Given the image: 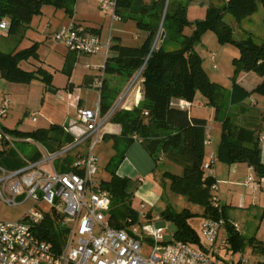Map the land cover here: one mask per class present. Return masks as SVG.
Wrapping results in <instances>:
<instances>
[{
  "label": "trees",
  "instance_id": "trees-1",
  "mask_svg": "<svg viewBox=\"0 0 264 264\" xmlns=\"http://www.w3.org/2000/svg\"><path fill=\"white\" fill-rule=\"evenodd\" d=\"M76 1L0 0V21L8 22L7 36H10L20 27L29 25L33 17L41 13L44 5L61 9L72 18ZM259 6L264 10V0H227L221 6L211 4L205 19L190 23L186 17L187 5L181 0H116V14L120 21H133L142 36L135 46L122 44L120 37H111L104 74L127 81L141 71L139 89L142 100L129 110L116 109L109 120V123L121 127L120 138L112 137L115 140V155L107 165L110 178L101 183L111 195L108 220L112 227L122 228L128 220L138 219V213L130 205L132 183L116 174L125 150L137 140L154 161L155 169L162 161L181 169L179 175L168 171L163 173L162 177L169 180L170 191L200 206L203 209L202 219L223 218L225 227L229 230L228 243L232 244L234 250L241 248L242 236L233 230L226 219L224 207L220 205L217 209L213 206V197L217 196L211 190L216 183L214 178H204L202 165L207 122L190 115L188 110L179 106V102L191 103L200 96L206 106L214 109L215 118L218 119V115L225 112L229 104L243 103L252 95L264 97V37L259 42H255L251 36L236 40L232 26L224 21V15L229 14L236 22H240L254 14ZM161 20V30L165 33L162 41L159 39L162 31L158 30ZM186 28H191L188 35L184 34ZM85 30L97 34L96 30ZM207 30L216 33L219 44H230L238 49L239 57L232 61L236 71L253 73L262 78L253 89L246 90L237 80H233L229 91L208 78L202 59L195 52V45ZM173 43L177 47H172ZM28 54V50L10 53L0 51V76L16 83H29L32 79L49 81L50 76L43 74L44 77L41 78L39 70L29 72L21 69L20 63ZM72 68L69 55L62 71L70 77ZM117 94L116 90L108 89L106 80H103L100 93L102 116L110 112ZM135 94L139 98V92L135 91ZM0 130L13 140L32 141L48 152L74 143V137L60 125L29 132L3 128ZM262 130L261 126L255 129L242 127L231 116H225L216 148V161L226 165L245 163L258 177L264 176L260 148ZM105 138L103 136V140ZM0 144V166L8 170L21 167L24 161L20 152L6 140H2ZM40 156L37 151L28 159L35 161ZM73 161L74 157L69 155L63 160L65 164ZM56 167L60 172L67 171V168L59 164ZM146 216L150 219L151 212ZM61 218L60 214L48 212L38 227L40 237L51 243L56 250L61 249L66 236V229L60 224ZM173 241L201 245L200 238L187 226L176 232ZM251 245L264 254V242L252 239Z\"/></svg>",
  "mask_w": 264,
  "mask_h": 264
},
{
  "label": "built area",
  "instance_id": "built-area-1",
  "mask_svg": "<svg viewBox=\"0 0 264 264\" xmlns=\"http://www.w3.org/2000/svg\"><path fill=\"white\" fill-rule=\"evenodd\" d=\"M100 7L110 14L112 22L120 21L116 14V0H103ZM8 27L6 20L0 21V35L7 36ZM54 39L64 45L69 53L103 56V65L96 68L102 74L95 81L99 90L98 100L93 108H79L71 102L82 129L74 143L53 152L35 143L41 155L39 159L31 161L23 158V165L14 170L0 166V202L8 207L25 205L30 201L33 203L22 219L0 221V264H262L259 261L251 262L243 254L239 259L232 256L228 261H223L191 244L167 241L164 229L157 225L159 218L151 216L148 219L143 211L138 213L137 221L128 220L122 228L111 226L108 220L111 195L97 179L98 159L93 153L95 147L103 142V128L117 108L114 107L105 116L101 115L100 93L111 37L102 40L99 35L83 27L71 25L60 28ZM213 68L216 69V66L213 65ZM140 73H137L138 78ZM6 105L3 102L0 106V116H5ZM179 106L188 104L180 101ZM31 116L35 120L36 114ZM2 140L13 143V139L0 130V142ZM88 141L91 145L84 153L75 154L70 164L63 162L66 156ZM210 141L207 128L205 145ZM25 142L32 143L29 140ZM215 161L214 156L203 163L204 178L213 177ZM56 163L67 168V171H58ZM244 185L251 188L255 181L249 177ZM211 190L214 193L218 191L216 183ZM212 201L213 206L219 209L217 196ZM51 211L62 216L60 224L66 229L59 250L38 233L39 225ZM229 223L236 233L241 234L237 223ZM225 225L223 218L203 219L201 235L214 255L218 254L220 247L227 245L225 239L218 242ZM145 248L149 249L147 256L143 254Z\"/></svg>",
  "mask_w": 264,
  "mask_h": 264
},
{
  "label": "rangeland",
  "instance_id": "rangeland-1",
  "mask_svg": "<svg viewBox=\"0 0 264 264\" xmlns=\"http://www.w3.org/2000/svg\"><path fill=\"white\" fill-rule=\"evenodd\" d=\"M83 1L84 0H77L75 3V7H78L76 17L78 20L86 18L85 15L87 13L81 10L79 11V7L83 6ZM97 1H99V3L101 2L100 0ZM94 8L95 12L99 9L96 2H94ZM256 17H258L257 14L254 15V19H256ZM230 20L235 21L231 15L225 14L224 21L229 23ZM188 21L190 23L195 22L191 20ZM92 22L102 25V33L104 36L114 34L116 30L120 29L124 32L121 35L124 38V45L137 44L136 40L133 39V35L136 33V27L131 23L114 22L111 24L109 16L105 15L103 12L102 14L97 12ZM162 22L161 20L159 23V32L162 31ZM258 23V20H256L255 24L253 23L254 26L253 24L249 25L245 22L234 23L232 25L234 39L241 40L247 38L248 33H246V31L249 30L255 34V42H259L257 37L258 34H256L255 31L261 30L262 26L258 25ZM70 24L71 20L63 10L51 5H44L41 8V13L34 16L29 25L20 27L13 35H0L1 52L29 51L28 57L20 63L21 69L29 72L39 70V72L42 73L40 75L41 78H43L44 75L50 76L49 81L32 79L29 83L9 82L0 76V106L3 102L7 103L5 116H0V128L9 131L19 130L21 132H29L37 128H49L53 124H60L63 119H76V111L70 104L78 98V95L70 93L68 88L70 85L69 82L73 81L62 71L64 62L69 55H73L71 60L73 61L72 70L75 76V86L84 90L82 99L88 104L91 103L92 108L95 106L98 100L99 90L95 91L89 86L90 82L88 81V76L92 74L93 76H98L96 77L97 80L101 78V71H96L95 69L103 65L104 58L102 55L85 56L81 54H71L64 45L58 43L54 39L55 33L60 28L69 27ZM190 32L191 28H186L184 34L188 35ZM174 46L177 47V45L173 43L172 47ZM195 52L201 57L202 66L208 78L225 89L230 91L232 81L239 80L243 76L244 72L236 71L232 63L233 59L239 57L238 49L230 44H219L217 35L214 31L207 30L201 34L199 42L195 45ZM233 53L235 55H231ZM212 54H216L215 61L210 59ZM218 55L219 57H217ZM228 55H231V57L229 58ZM74 57H76V59H74ZM86 65H89L90 68H85ZM213 65L217 67L215 70L212 69ZM108 77V74L103 76V79L107 82V86ZM83 81L84 83H80ZM117 86H121V93L119 97H117L113 108L117 107L116 109H121L123 103L126 102L133 90L139 89V78L137 74H135L130 80L126 81V79H123L121 84L118 83ZM48 89L56 91V94L50 93ZM199 100H203V98L200 96L196 97L193 101L194 103L191 102V104L188 105V110L192 111V116L205 118L207 124H209L208 113L212 107L204 106L197 108V102ZM31 114H36L35 120H33ZM109 125V123L106 124L103 131H107ZM106 142L107 143L101 142L98 144L93 151L94 155L98 158L97 179L100 182L109 180L110 174L107 169V164H109L115 152L112 142L108 143V140ZM11 145L27 158L38 151L34 142L28 143L13 140ZM90 145V141L81 144L76 150L69 154V157H74L78 152L84 153ZM0 148H2L1 144ZM166 171L173 174H181V169L172 163H158L156 171L154 175H152V180L156 185V193L160 198L158 205L150 211L143 204H140L138 200L135 199L134 195H132L130 196V205L132 209L137 213L143 211L147 215L151 212L152 216H157L159 218L157 225L164 229V235L167 241H173L176 232L187 226L193 230L203 243L200 234L203 209L198 205L190 203L184 196L170 191L169 180L162 177L163 173ZM215 194L218 196V192ZM32 204L33 203L30 201L25 205L8 207L0 202V221L14 222L22 219L24 214L31 208ZM228 215L230 218H234V220H236L235 222L240 226L243 244L240 249L233 252L234 255L232 253L229 254L230 256H225V254L222 255L227 258L235 256L236 259H239L241 254H243V256L251 262L259 261L264 264V254L258 252L251 245L252 239L264 242V206L261 207L258 203L244 210L229 207ZM148 253L149 249L145 248L143 254L147 256Z\"/></svg>",
  "mask_w": 264,
  "mask_h": 264
},
{
  "label": "crops",
  "instance_id": "crops-1",
  "mask_svg": "<svg viewBox=\"0 0 264 264\" xmlns=\"http://www.w3.org/2000/svg\"><path fill=\"white\" fill-rule=\"evenodd\" d=\"M100 1L102 2L103 0ZM181 1L187 5V12H186L187 19L191 21H196V20L205 19L207 14V9L211 4H218L219 6H221L225 4L227 0H181ZM94 2L97 3V7L99 8L98 10H96V12L94 8ZM101 2L99 3V1L97 0H84L82 2L83 6L79 7V11L81 10L87 13L85 15L86 18H84L83 20L76 19L78 13V7H75L76 5L75 4L73 16L72 18H70L71 20L70 26L75 25L87 29L96 30V33L100 36L102 40H105L107 36L120 37L121 43L124 44V38L121 36L124 33L122 30L118 29L115 31V33L117 34L114 33L104 36L102 33V25L96 22H92L93 17L96 15L97 12L98 13L100 12L101 14L103 12L105 15H108L111 20L110 14L104 12L99 6L101 5ZM255 14H257L258 16L256 17V19H254ZM256 20H258L259 22L258 25L262 26L261 30L255 31V33L258 34L257 36L258 39L260 40L261 37H264V10H262V8L258 7V10L254 14L244 18L243 20L240 21V23L245 22L251 25L253 23L255 24ZM113 23L114 22L111 21V24ZM118 23H125V24L131 23L133 24V26L136 27L133 21H127V22L118 21ZM234 23H236V21H231V20L229 21V24L231 26ZM246 33H248V36H251L253 38L255 37V34H253L252 31L248 30L246 31ZM141 36L142 35L138 33V30L136 29V33L135 35H133V39L136 40V42L138 43L141 39ZM233 51L236 52L235 50ZM231 55H235V54L233 53ZM231 55H228L229 58L231 57ZM72 57L73 55H71V58ZM217 57H219V55ZM215 58H216V54H212L210 57L212 61H215ZM74 59H76V57H74ZM85 68H90V66L86 65ZM212 69H214L213 66ZM96 77L98 76H93L92 74H90L88 76V81L90 82L89 86L92 87V89H94L95 91H98L95 85V81L97 80ZM74 78H75L74 71L71 70L70 80L73 82H69L70 85L68 88L70 93H74L75 95H78L77 96L78 98L72 101V104L75 103L79 108H92L91 103L88 104L82 99L84 90L82 88H77L75 86L76 84L74 82ZM261 79H262L261 77L253 73H243V76L241 77V79L237 80V82H239L246 90H251L261 81ZM122 80L123 78L118 76L108 77V89H111L112 91L116 90L118 92L117 97H119L121 93V88H120L121 86L119 87L117 86V84L118 83L121 84ZM80 83H84V81ZM135 91L139 92V98L137 97L138 95L135 94ZM141 100H142V94L140 89L138 90L135 89L133 90L132 94L128 97L126 102L123 103L122 109L129 110L134 106H136ZM252 102L254 104H252ZM185 103H187L188 105L191 104L188 102ZM113 105H112V109H114ZM204 106H206L204 100H199L197 102V108H201ZM71 107L73 108V106ZM182 108L188 110V106ZM73 109L76 111L75 108ZM188 111L190 115H192V111L190 110ZM215 116H216L215 111L213 108H211V110L208 113V119L210 122L209 124H207V128L210 131L211 141L208 145H206L204 162L209 161L212 157L215 156L216 148L220 138L222 120L225 116H231L234 119V121H236L237 124L242 127L255 129L261 126L262 129H264V97L258 95H252L243 103L235 104V105L229 104L227 110L225 112H221L218 115V119H216ZM109 124L110 125L107 131L105 130L103 131V136L106 137L103 140V142L107 143L106 142L107 140L108 143L112 142L113 150H114L115 140H113L112 137L120 138L119 136L121 134V127L120 125L115 123H109ZM53 125L62 126L67 133H69L71 136L74 137V139L76 136L80 135L82 131L81 127L77 123V112H76L75 120L63 119L60 124H53ZM37 129H47V128L42 127ZM260 148H261V162L262 164H264V130H262L261 133ZM34 154L35 153L30 155V157L33 156ZM114 155L115 152L113 153L112 157H114ZM20 156L22 158H27L23 156L21 153ZM155 171L156 169H155L154 161L147 154V152L144 150V148L137 140H134V142L125 150L124 158L116 169V174L119 177L127 178L131 181L132 183L131 190L133 192L135 199L138 200L140 204H143L150 211L153 210V208L156 207V205H158V203L160 202V198L156 193V185L152 180V175H154ZM249 177H252L255 181V185L251 188L246 187L244 185V181ZM213 178L218 186L217 192H218L219 201L221 205L224 207L225 216L229 222L236 223L235 222L236 220H234V218L232 217L230 218V216L228 215L229 207L244 210L248 207L251 208L258 203L260 204L261 207L264 206V176L258 177L247 164L237 163V164L226 165L221 162L215 161V163L213 164ZM202 222L203 220L201 221L200 224V234H201ZM228 237H229V230L227 229V227H224L220 231L218 242H221V240L225 239L227 241V245L226 247H220L217 255L213 254L210 246L204 242L202 235L201 238L203 240V243L200 240V244H201L200 246L196 244H191V245L199 250L204 251L213 258H218L220 260L227 261L229 258L224 257V255L222 254L228 256L229 254L235 251L232 248L233 247L232 244L228 243Z\"/></svg>",
  "mask_w": 264,
  "mask_h": 264
},
{
  "label": "water",
  "instance_id": "water-1",
  "mask_svg": "<svg viewBox=\"0 0 264 264\" xmlns=\"http://www.w3.org/2000/svg\"><path fill=\"white\" fill-rule=\"evenodd\" d=\"M164 36H165V33L164 32H161V34H160V41H162L163 40V38H164ZM155 42H156V40H155ZM155 42H154V45H155ZM153 45V46H154ZM48 91L50 92V93H52V94H56V91H54V90H52V89H48Z\"/></svg>",
  "mask_w": 264,
  "mask_h": 264
}]
</instances>
